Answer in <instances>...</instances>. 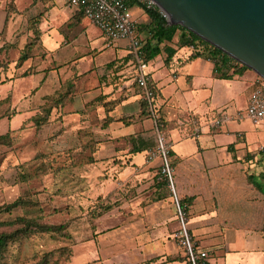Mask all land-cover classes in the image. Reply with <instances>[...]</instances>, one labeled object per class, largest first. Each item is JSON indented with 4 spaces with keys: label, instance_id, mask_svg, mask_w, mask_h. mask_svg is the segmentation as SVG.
<instances>
[{
    "label": "crops",
    "instance_id": "0c3cea01",
    "mask_svg": "<svg viewBox=\"0 0 264 264\" xmlns=\"http://www.w3.org/2000/svg\"><path fill=\"white\" fill-rule=\"evenodd\" d=\"M51 2L49 11H54L56 16L63 14L69 24H74L73 12L78 10H70L68 0ZM8 3L13 4L16 13L27 16L43 5L38 0H0V25ZM78 12L82 17L77 22L87 18ZM90 23L96 27L97 36L104 38V44L89 48L88 53L97 55L109 45L125 48L119 55L112 51L110 59L103 62H96L97 56L93 58L94 66L88 70L90 75L103 71L111 61H119L107 77L98 76L99 88L91 94V100L106 95V101L118 98L120 101L109 113L99 105L85 111L75 110L78 113L73 116L86 119L89 126L98 124L105 132L97 136L100 145L95 155L116 176L117 183L134 180L138 186V181L147 180L145 193L149 194L143 197L137 191V196L123 200L111 212L118 223L129 217L130 228L115 229L114 241L120 245L114 247L117 248L115 256H109L108 260L110 264H187L184 248L174 238L179 228L174 199L165 192V187L160 188L162 183L158 180L162 158L150 156L153 146L139 150L146 142L154 141V118L141 114L143 94L135 85L136 65L133 59H126L130 54L128 41H110L101 29ZM70 35L66 34L65 42L70 41ZM177 44L171 43L178 50L169 67L164 55L148 64L150 81L159 90L156 111L165 120L181 123L168 131L167 142L176 192L189 211L191 235L198 247L209 253L210 264H264V136H256L258 125L264 121L254 127L244 115L214 126L221 115L240 112L235 108L234 82L219 78L210 59L200 57L186 62L192 48H179ZM61 65L54 67L58 69ZM249 89L247 104L253 84L246 87V91ZM71 114L65 118L74 120ZM109 116L114 120L104 127L103 122ZM123 117L132 118H126L125 122L119 120ZM123 124L131 126L130 132H122ZM151 130V134L143 132ZM128 138L131 143L123 146L122 142ZM250 176L262 189L256 187ZM126 237L131 241L129 251L124 246Z\"/></svg>",
    "mask_w": 264,
    "mask_h": 264
},
{
    "label": "rangeland",
    "instance_id": "374dc122",
    "mask_svg": "<svg viewBox=\"0 0 264 264\" xmlns=\"http://www.w3.org/2000/svg\"><path fill=\"white\" fill-rule=\"evenodd\" d=\"M9 6L12 8L13 4L8 3L6 7ZM5 11L0 25V135L11 129L14 131L11 133V144L0 145V205L11 203L19 197L34 202L17 207L12 212H1L0 224L14 220L19 215L33 214L40 215L44 223L66 225V228L61 233H35L13 242L3 261L5 264H39L47 258L49 264H110L108 257L115 256L117 248L114 247L120 245L114 241L115 229L130 228L129 217L118 223L111 212L123 200L137 196V191L139 196L149 195L145 193L148 181L141 179L138 186L134 180L118 184L116 176L108 172L110 169L96 159L95 153L100 142L93 151L90 143L79 136L82 129H90L97 134L96 138L105 132L99 129L98 124L89 126L86 119L79 120L73 115L78 113L75 110H88L84 105L86 107L94 100H91V94L99 88L98 76L101 75L102 79L115 70V65L108 67L106 64L103 71L98 70L90 75L88 70L94 66L93 58L97 56L96 62H103L110 59L112 51L119 55L125 48L109 45L97 55L88 53L89 48L103 45L104 38L97 36V29L89 19L77 22L82 14L75 10L74 24H69L70 21H66L63 14L56 16L54 11L45 9L43 5L34 9L29 16L13 12L7 18V8ZM42 11L44 14L39 24L42 38L38 41L30 28L29 18ZM133 15L140 25L149 20L146 11L140 7L133 9ZM180 33L181 30H175L173 44L179 42ZM66 34H71L69 42L64 41ZM139 34L145 43L146 33L139 31ZM31 43L30 58L17 67L21 52ZM59 64L63 65L55 69V65ZM25 71L30 74L24 75ZM237 76L234 80L230 79L235 87V108L236 111L245 112L248 105L246 98L250 92V89L246 91V87L252 86L257 74L247 69L244 74ZM69 80L77 84L65 110L53 112L49 123L35 125L32 116L46 103V97L58 90L62 81ZM62 112H72L71 119H75L65 118L66 114ZM156 117L161 119L164 127L158 126L157 129L154 122L153 133L152 130L143 131L153 134L155 144L150 150L159 149L161 138L169 149L167 133L178 128L181 123L165 120L159 112H156ZM248 119L254 127L258 125L251 118ZM263 124L256 129L257 137L264 136ZM130 129L131 126L122 125V132H130ZM129 143L131 140L128 138L122 145ZM161 167L158 180L166 183ZM42 169L46 172L41 174ZM164 187L165 192L171 194L169 187ZM3 229L7 228L0 227V231ZM123 240L129 251L130 237Z\"/></svg>",
    "mask_w": 264,
    "mask_h": 264
},
{
    "label": "trees",
    "instance_id": "16d2710c",
    "mask_svg": "<svg viewBox=\"0 0 264 264\" xmlns=\"http://www.w3.org/2000/svg\"><path fill=\"white\" fill-rule=\"evenodd\" d=\"M43 3L45 9L49 10L52 7V0H38ZM7 8V18H9V14L13 12H18L14 7H6ZM146 13L149 16V20H147L144 24L140 25L136 24V34L140 37L139 31L145 32L147 35L145 43L141 38L142 43V53L147 62L155 59L156 57L165 53V64L169 67L173 61V58L177 52V48L173 47L171 43L174 41V33L175 30H181L179 35V48L182 47H193L191 54L189 55L186 62L194 60L196 58L205 57L214 62V72L219 78L223 79H233L237 75H242L244 72L249 69L246 65H243L230 57L227 53L215 47L211 43L202 39L200 36L195 34L194 32L188 30L187 28L181 25H170L167 18L162 14L159 7L154 8H146ZM44 12H40L38 15L29 18L31 22V27L35 33L36 39L41 41L42 32L39 28V24L42 20ZM6 18V20H7ZM139 27V30H138ZM33 43L27 45L21 52L19 59L17 61V67L22 66V64L30 58L29 49L32 47ZM164 55V54H163ZM126 59H133V55L129 54ZM119 60H114L108 63V67H112L118 63ZM29 71H25L24 75H29ZM135 85L138 83L135 81ZM61 87L56 90L53 94L46 97V103L40 108L39 112L32 116V121L35 125L40 126L43 124H47L51 121V116L53 112L64 111L65 106L72 98V91L76 87V82L74 80L64 81L60 85ZM150 87L154 92V100L153 105L155 111L157 109L155 100L159 95V90L155 86L153 82L150 81ZM140 88V87H139ZM141 89V88H140ZM106 95H99L92 102L88 103L85 109H90L102 105L105 107L106 112L109 113L113 110L116 103L120 101V98L115 100L106 101ZM157 112V111H156ZM62 114H66L62 112ZM143 115H149L151 117L152 113L149 107L148 100L143 96L142 103V112ZM153 117V116H152ZM131 119L132 117H123L119 120L125 122V119ZM126 119V120H127ZM114 120L112 117H107V119L103 122L104 127L107 126L109 122ZM158 123L161 128L164 127V123L161 122V119L158 118ZM14 129L9 130L6 134L0 135V145H9L12 142L11 133ZM80 138L86 143H90V147L93 151L97 149V145L100 142L96 135L90 129H82L79 131ZM155 143L146 142L143 147H140V151L147 150ZM264 153V150H263ZM46 170L42 169L40 173H45ZM251 181L253 182V176H250ZM160 185L164 187L168 185V181L165 180ZM254 183V182H253ZM256 187L259 189L261 185L258 183H254ZM29 198L19 197L11 203H6L0 205V213L1 212H12L17 207H23L27 203L33 204ZM0 227L7 228L0 231V264L4 263L5 253L10 244L15 241L21 240L26 237H30L35 233H43V232H57L61 233L65 230L66 225H53L44 223L40 220V215H29L23 214L17 216L14 220L4 221L0 224ZM39 264H49V260L47 258L43 259ZM148 264V263H145ZM187 264H191L188 260Z\"/></svg>",
    "mask_w": 264,
    "mask_h": 264
},
{
    "label": "built area",
    "instance_id": "2783aa9c",
    "mask_svg": "<svg viewBox=\"0 0 264 264\" xmlns=\"http://www.w3.org/2000/svg\"><path fill=\"white\" fill-rule=\"evenodd\" d=\"M68 3L101 29L110 41L120 39L128 41L129 53L133 55V61L136 65L135 80L141 88L143 96L148 100L155 125L159 129L158 118L153 105L154 92L150 87L149 64L142 53L141 38L136 34L138 20L133 15L135 7H140L143 10L158 7L156 2L154 0H68ZM161 12L165 16L164 11L161 10ZM165 17L168 20V17ZM244 115L251 118L255 124L264 121V78L259 75L253 83L246 111H240L236 115L223 114L214 121L213 125L218 126L224 121L242 118ZM149 154L151 157L160 155L162 158L161 173L164 179L168 181L179 223L174 238L184 248L191 264H210L209 253L200 249L191 235L189 211L176 192L174 169L170 163V151L165 147L162 138L159 149L150 150Z\"/></svg>",
    "mask_w": 264,
    "mask_h": 264
},
{
    "label": "water",
    "instance_id": "95a60500",
    "mask_svg": "<svg viewBox=\"0 0 264 264\" xmlns=\"http://www.w3.org/2000/svg\"><path fill=\"white\" fill-rule=\"evenodd\" d=\"M181 25L264 78V0H154Z\"/></svg>",
    "mask_w": 264,
    "mask_h": 264
}]
</instances>
